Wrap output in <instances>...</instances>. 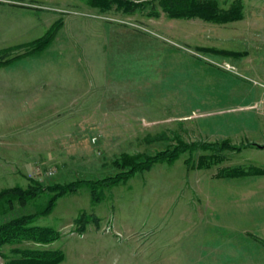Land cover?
I'll use <instances>...</instances> for the list:
<instances>
[{
    "label": "rangeland",
    "instance_id": "obj_1",
    "mask_svg": "<svg viewBox=\"0 0 264 264\" xmlns=\"http://www.w3.org/2000/svg\"><path fill=\"white\" fill-rule=\"evenodd\" d=\"M31 1L38 6L28 0L27 6H18L30 11L0 7V61L8 62L0 66L2 158L9 133L22 131L18 133L27 141L36 140L34 122L24 119L40 108L17 107L7 92L9 80L36 82L35 69H48L52 74L47 78L80 94L93 87L88 94H94V101H81L84 110L94 103L111 106L120 98L117 94L137 101L126 107L125 122L120 114L119 122L104 124L106 138L95 136L93 143L87 136L59 154L44 156L46 161L38 166L33 161L43 156H26L29 167L14 165L8 183L13 179V185L26 189L31 180L48 186L111 177L117 173L112 162L120 154L165 149L168 142L146 141L162 132L170 138L172 133L180 135L189 144H256L240 152L224 151V163L210 170L186 164L197 163L205 154L201 151L183 155L174 165L158 164L127 183L100 191L101 204L92 203L90 189L83 187L62 198L52 215L34 222L60 230L58 241L46 248L62 251V264H264L260 244L264 242V176L217 177L222 168L264 169V0H242L244 20L224 26L171 19L163 13L155 19L107 12L91 0ZM233 1L221 0L225 7ZM37 7L42 10L36 11ZM60 23L47 49L26 54L25 46L46 37ZM198 47L248 56L224 59L199 52ZM32 57L33 61L16 63ZM83 158L104 161L106 167L88 170L81 165ZM6 173L0 169V187L7 185ZM47 201L48 196L42 195L25 208L17 207L14 215L35 213ZM107 210L109 215L104 214ZM83 214L100 216L99 227L91 221L81 232L77 220ZM65 222L72 224L63 227ZM116 224L134 231L119 233ZM9 250L6 247L4 252ZM0 264H5L2 258Z\"/></svg>",
    "mask_w": 264,
    "mask_h": 264
},
{
    "label": "trees",
    "instance_id": "obj_2",
    "mask_svg": "<svg viewBox=\"0 0 264 264\" xmlns=\"http://www.w3.org/2000/svg\"><path fill=\"white\" fill-rule=\"evenodd\" d=\"M103 11H116L126 15L144 14L148 18H160L162 13L171 19L201 20L205 23L224 26L244 20L245 11L242 0L233 1L225 7L221 0H91ZM52 28L46 37L25 46L27 53H40L47 49L54 41L58 28ZM197 51L221 57L224 59L239 60L247 57V52H236L217 49L213 47H198ZM8 62L0 61V66ZM170 138L167 133L148 136L146 141L168 142L169 145L163 150L154 153H122L112 162L117 173L111 177L96 181L78 180L66 185L53 184L44 186L40 182L31 180L28 188L14 187L0 191V258L5 264H62L65 255L60 250L46 248L58 241L60 232L50 227L35 226L34 222L42 217L53 213L60 199L77 193L81 188L88 187L91 191L92 203L99 204L104 196H99L100 191L112 188L134 178L139 173L149 172L158 164L170 163L174 165L185 154L194 155L198 152L205 154L198 157V162L186 161L191 169L210 170L224 163V151L240 152L246 147H255L256 144L249 143L244 146L231 145L229 141L222 143L199 142L189 144L183 141L180 135L172 133ZM260 147V146H257ZM261 148H264L261 147ZM251 176H264V169L249 167L222 168L218 170V178L231 179ZM42 195L48 196V201L43 209L35 213L15 216L16 208H25ZM90 218V219H89ZM98 227L100 219L83 214L77 223L80 231H85L90 222ZM35 246L26 247L25 244ZM264 246V242L260 241ZM10 247L8 253L4 252Z\"/></svg>",
    "mask_w": 264,
    "mask_h": 264
},
{
    "label": "crops",
    "instance_id": "obj_3",
    "mask_svg": "<svg viewBox=\"0 0 264 264\" xmlns=\"http://www.w3.org/2000/svg\"><path fill=\"white\" fill-rule=\"evenodd\" d=\"M1 1L0 7H6L10 10H17L19 9L18 6H27L24 4L26 3L25 0ZM28 1H30V4L38 6L37 3H34L31 0ZM36 9V11L42 10L39 7H37ZM19 10L30 11L29 9L25 8H20ZM33 59L34 57L26 58L24 60L17 61L16 63H21L23 61H33ZM16 63H14L11 68H15ZM11 68H9L8 71H11ZM32 73L33 72H30L29 74ZM33 74H37L38 76L37 81L33 82V84H27L26 82H22L19 79L9 80L8 83V96L16 102L15 106L33 108H35V106H38L40 109L34 115H32L31 113L27 115V117L24 119V121L28 123L34 122L38 130V132L33 134V136H36L35 141H27V139L23 138V136L20 135L21 133H18L22 131H17L13 134L9 133V135L7 136V142L5 144L6 148L4 150L5 158H2L0 156V169L2 171L5 170V172H7V176H5L7 185L1 186L0 191L4 189H12L14 187L23 188L21 185H13V179L9 180L10 182L8 183V178H13V174L11 173H13L14 165L21 166V168L24 169L29 167L31 161H28L26 159V156H43L41 158L36 157V161H33V165L38 166L41 165L40 163L46 161L44 156H53L59 154V151H61L63 147L76 146L81 143V140L88 138L87 136L90 137V140L95 136L99 135L101 139L106 138L107 132L102 131V129L104 128V124H107L108 122H119L120 114L121 118H123L121 119V121L125 122L126 119L124 118V113L126 107L136 105L133 104L134 101H137L136 99H130L129 101L126 100L125 94H123L122 97L121 94H117L116 96L119 95L120 98L115 100L116 103L110 102L111 106H107L105 104L100 103H94L91 105V107L89 106V110H84L83 108H80L83 105L81 101H94V94H88V91H91L93 93V87L91 88L90 86L89 88H86V93L80 94L78 93V89L74 90V88L72 87L60 85L61 83L55 82L54 78L52 77L47 78V75L52 74V72H49L48 69L41 68V70L38 71L35 69ZM79 90L83 91V89ZM63 91L64 93H62ZM66 92H69V94L66 95ZM86 105L87 104H85V106ZM41 106L43 108H41ZM85 106L84 108H87ZM68 107H73L74 109L67 111ZM104 107L105 109H100ZM79 109H81V111L85 114L80 113L81 111L79 112ZM62 124H64V126ZM77 124H81V126L79 127L77 126ZM15 156L23 157L21 159L20 157H18L19 160H17L15 159ZM83 160L84 158L82 159L81 164L83 165V168H87L91 171H97L98 169L100 170L106 167V163L104 161L93 162L88 159H86V161ZM4 164L5 168L3 167ZM63 165L65 166V168L70 167L67 166L68 164ZM8 172L11 173L8 174ZM29 185L26 188H28ZM59 201L57 203V206L59 205ZM109 212L110 211L107 210V212H105L104 214L109 215ZM95 218L102 220L100 216H95ZM201 218H203L202 214ZM206 218H208V216ZM206 218H204V220ZM58 220L59 219L56 218L55 221L58 222ZM64 224L65 225H63V227L67 224L72 223L65 222ZM115 227L117 232H121L125 235L130 234L134 231L132 230V228L129 229L118 224H116ZM58 231L60 232L59 229ZM205 255L206 254L204 251L202 255L203 259H205ZM202 258H199L198 261H200Z\"/></svg>",
    "mask_w": 264,
    "mask_h": 264
},
{
    "label": "built area",
    "instance_id": "obj_4",
    "mask_svg": "<svg viewBox=\"0 0 264 264\" xmlns=\"http://www.w3.org/2000/svg\"><path fill=\"white\" fill-rule=\"evenodd\" d=\"M93 143H96V141H97V138H93ZM52 173H54V172H52V171H50V173H49V175H51L52 176ZM111 230V228L110 227H108V229H107V231H110Z\"/></svg>",
    "mask_w": 264,
    "mask_h": 264
}]
</instances>
